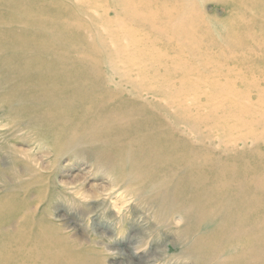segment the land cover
I'll return each instance as SVG.
<instances>
[{"label": "bare ground", "instance_id": "1", "mask_svg": "<svg viewBox=\"0 0 264 264\" xmlns=\"http://www.w3.org/2000/svg\"><path fill=\"white\" fill-rule=\"evenodd\" d=\"M86 1L88 13L98 17L90 21L92 24L75 17L61 20L46 12L35 32L30 16L11 22L2 15V26L17 25L6 40L0 32L4 49L18 55L8 67L11 70L4 73L13 89L8 108L12 110L22 103V112H26L51 106L52 110L44 114L26 117L24 124L29 128L38 125L36 131L65 124L70 130H63V135L59 133L52 141L55 149L59 150L56 142L64 138L66 145L61 151L69 150L70 144L93 147L91 152H98L97 164H108L113 173H121V168L129 166L126 180L132 175L149 183L173 179L175 185H161L163 190L156 196L176 189L173 196L177 202H172L176 206L171 213L186 216L187 230H198L200 222L208 226L209 211H219L224 227L201 238L202 246H195L197 254L189 253L190 258L200 257L199 249L207 246L210 253L204 260L218 259L217 248L225 241L229 245L237 243L241 251L224 263L264 264V148L260 147L264 146V130L256 133L259 130L248 129L245 124L246 118L253 122L261 119L252 105L254 101L242 106L251 97L264 98V54L251 51L252 45L262 39L243 42L240 37L243 30H264L263 19L245 18L253 12H264V7L254 3L258 0H223L229 2L231 16L245 14L243 22L237 32H222L223 55L210 47L208 55L199 56L193 65V58L198 56L197 43L212 38L218 45V39L198 19L188 21L194 7L191 0H159L158 5L167 8L157 10L159 15L153 13L154 8L146 0H116L106 8L95 5L99 0ZM3 3L7 0H0V8L6 6ZM240 4L247 6L241 10ZM110 9L118 14L115 24L107 18ZM172 15L173 23L167 21ZM51 22L57 27L47 28ZM44 23L46 27L42 28ZM167 24L172 30L162 34L160 28ZM138 29L149 33L142 36L136 32ZM194 33H199L200 40L193 45L190 37ZM94 35H99L100 42L90 41ZM182 37L193 46H182ZM74 39L80 42L78 46L73 43L71 49L55 44ZM73 52L75 59L71 57ZM57 55L59 60L52 61ZM244 56L251 66L262 61L257 73L235 63ZM228 57L235 62H228ZM102 58L123 65L121 72L111 67V89L103 81L109 80L104 78L108 68L99 62ZM173 65L180 68L174 69ZM54 103L63 106L54 107ZM67 106H72L71 116L68 113L63 117ZM85 120L90 122L86 124ZM79 131L83 138L77 142L75 135ZM151 186L155 184L148 185ZM143 194L136 192L133 196L157 210L161 207L157 208L160 199H145ZM164 214L165 217L157 211L161 222L168 215ZM8 221L5 216L0 218V264L94 263L92 250H79L70 241L61 240L49 224L41 227L33 218L23 217V224L15 225V230L13 225L12 229L5 226Z\"/></svg>", "mask_w": 264, "mask_h": 264}, {"label": "rangeland", "instance_id": "2", "mask_svg": "<svg viewBox=\"0 0 264 264\" xmlns=\"http://www.w3.org/2000/svg\"><path fill=\"white\" fill-rule=\"evenodd\" d=\"M191 1L194 7H192L191 16L187 17L189 18L188 21L194 18L198 19L200 23L202 22L210 29L212 36L214 35L218 39V45H216L215 39L212 38L209 41L198 42L200 40L199 33H194L193 37H190L193 45L198 42V56L192 60L194 65L199 56L208 55L207 49L210 47H212L211 49H218V53L223 55L221 36L228 31L237 32V27L243 22L245 14L231 16L228 1ZM114 2L116 0H99L95 5L106 8ZM136 2V0L130 1V3ZM146 2L154 8V14L159 15V12L167 11L166 7L158 5L159 0H146ZM254 3L264 7V0L254 1ZM3 4L6 6L0 8V19L2 15H6L12 22L13 19L30 16L35 32L40 28L39 25L46 17V12L52 13L50 15H58L61 20L75 17L79 21L91 23L93 18L98 19L95 14L88 13L90 8L86 0H7V3ZM238 6L244 10L247 5L240 4ZM106 13L107 18L112 21V24H115L118 19L117 12L110 9ZM250 15L245 18H252L255 21L264 20L263 10L260 13L253 12ZM167 21L173 23L175 16L172 15ZM0 25L1 36L4 40H6V35L11 36L12 31L16 29L12 27L17 26L7 25L5 27L2 26V22ZM49 26L47 27L49 29L57 27L53 22ZM127 26L135 28L131 24H127ZM45 27L44 23L42 28ZM227 28L228 30H226ZM171 30V25L160 28L162 34ZM136 32L142 36H147L149 33L146 29H138ZM263 32L264 30L261 31L260 29L243 30L240 33L241 41L262 39V41L252 45L251 51L264 54ZM37 34L39 35V32ZM179 39L182 46L190 48L193 46H189L185 37ZM90 41L100 42L99 35H94ZM79 42V39H74V42L63 41L55 44L61 45V48L71 49L74 46L73 43L78 46ZM1 44L0 40V218L2 216L9 218L7 222L9 224H5L6 227L12 229L13 225V229L16 230L15 225L23 224L21 221L23 217L33 218V220L41 223V227H46L45 224H49L61 240L70 241L79 250H92L91 259L94 261L92 264H226L224 263L226 259L239 255L241 250H239L237 243L229 245L224 241L217 248L218 259L208 258L204 260V256L210 253L207 246L202 250L199 249L200 257L194 258L191 255V258L189 257V253L197 254L196 248L202 246L201 238L205 237L207 233H216L219 228L224 227L223 217L219 211L210 210L211 215L207 220L208 226L200 222L199 227L197 224L198 230H187L186 216L171 213V210H174L173 208L176 206L174 204L177 202L173 196L176 189L170 190L172 192L169 194L156 196L160 190H163L161 185L170 184L169 187H171L174 184L173 179H168L169 183L168 180L166 183L154 180L150 182L155 184L151 188L148 187L150 185L149 180L145 181L136 175H132V178L126 180L130 175V172L127 171L129 166L126 169L121 168L123 170L121 173H113L111 169L113 167L108 164H97L98 158L95 156L98 152H91L93 147L70 144L72 146L69 150L61 151L62 147L66 145L64 138V141L61 142L59 139L56 142L59 145V150L55 149L52 141H56L59 133L63 130H70L65 124H57L49 129L41 127L39 131L34 130V128L39 127L38 125L32 127L33 129L29 128L28 125L26 126L24 124L26 117L41 115L52 109L51 106L43 105L22 112V103L16 104L12 109L14 111L8 108V97L12 96L13 89L4 73L11 70L8 67L14 64L18 55L13 51L10 52L9 49H4ZM212 44L217 48H214ZM18 45L19 43H17L16 48ZM74 54L75 52L71 55L72 59L76 58ZM186 55H188L187 51ZM59 58L57 55L56 59L51 60L57 62ZM4 61L5 63H3ZM99 62L108 68L104 72L106 75L104 76L103 73V76L109 81H103L111 89V67H113V71L120 70L121 72L123 65L116 60L108 61L105 58L100 59ZM228 62H235L234 58L228 57ZM235 63L240 64L252 74L257 73L263 64L262 61H256L251 66L246 56L238 59V62ZM172 67L174 69L180 68L179 65ZM132 75L137 76L133 73ZM116 80L118 81V79ZM114 96L122 98L123 94L118 96L114 94ZM263 100L264 98L260 96L251 97L242 105L245 106L248 104L247 102L254 101L252 105H255L254 110L255 112L258 111L257 116L261 119L253 122L246 118L245 124L249 125L248 129L259 130L256 133L264 130ZM187 102L189 103V101ZM57 103L53 104L54 107H58L59 104ZM62 106L59 105V107ZM76 109H78L77 105ZM71 110L72 106H67V110L62 111V116L65 117ZM27 122L26 124H28ZM89 122L90 120H85L86 124ZM242 126L245 130V125ZM75 136H77V142L83 138L80 131ZM259 142L263 143L260 140ZM260 147L264 148L262 144ZM116 157L113 159L117 161ZM100 159L102 158L100 157ZM143 188L146 189L144 194L142 193ZM136 192L143 194L145 199L157 197L161 200H159L160 204L157 208L160 205L162 208L157 210L156 207L142 204L143 199L133 196V193ZM162 203L164 204L162 205ZM179 205H183V203ZM157 211L159 214L162 213L164 217V213H168L163 222L160 219L161 215H157ZM193 228L196 229L195 226ZM35 264L39 263L35 262Z\"/></svg>", "mask_w": 264, "mask_h": 264}]
</instances>
